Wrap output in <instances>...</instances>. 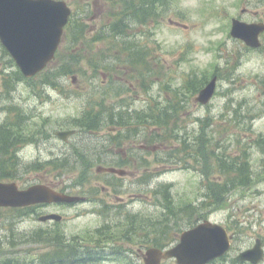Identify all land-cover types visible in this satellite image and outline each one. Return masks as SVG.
Masks as SVG:
<instances>
[{"label": "rangeland", "instance_id": "obj_1", "mask_svg": "<svg viewBox=\"0 0 264 264\" xmlns=\"http://www.w3.org/2000/svg\"><path fill=\"white\" fill-rule=\"evenodd\" d=\"M67 2L90 26L95 22L88 17L93 12L97 23L109 19L108 0H94L93 9L92 0ZM126 3L128 12L132 2ZM156 10L157 18L146 23L133 21L128 31L132 36L120 41L134 42L133 46L137 41L141 46L145 55L142 73L133 69L131 56H126L127 72L121 71L128 79L115 76L121 67L104 73V68L95 71L87 59L99 49L110 56L111 42L74 46L67 42L69 50L65 42L61 59L72 50L82 58L81 71L59 79L65 90H53L42 83L41 76L34 80L37 86L19 81L16 92L0 99V126L9 124L21 140L19 159L13 165L17 176L14 181L21 188L43 183L97 199L65 208L67 218L57 224L26 221L0 210V258L51 250L49 247L42 251L43 243H25L27 236L34 234L37 239L47 238L40 230L50 225L55 229L52 236L64 234L65 244L68 241L78 247L118 240L127 242L129 250H136L146 238L151 244L155 237L161 238L157 233L161 227L178 239L179 231L188 228L185 224L190 218L171 219L174 226H169L170 221L163 216L169 212L164 207L166 199L156 193L167 185H171L174 202L170 211L198 216L203 212L209 220L238 229L242 245L255 244V234L264 236V141L259 140L264 136V37L262 49L254 50L230 35L233 18L264 21V0H166ZM1 46L0 93L2 79L7 74L11 78L15 69L11 56ZM105 63L106 59L97 68ZM215 74V97L208 105L196 104V87L207 84ZM112 79L113 83H107ZM94 86L108 91L104 95L107 103L116 113L121 111L124 118H117L115 123L125 150L130 142L124 151V162L133 171L123 181L100 177L95 171L93 162L97 164L99 159L93 160L94 146L105 142L99 140L104 136L90 137L83 132L65 143L55 135L59 130L81 128L78 118L86 109H92V93L98 96L94 91L88 92ZM17 109L22 113L12 112ZM234 111L239 114L237 121ZM17 123L18 127L13 126ZM203 134L209 142L202 139ZM221 146L229 155L233 153L234 162L247 161L251 168L250 181L236 187L230 185L227 192L213 189V185L222 183L215 179L219 169L214 171L212 167L214 154L218 153L216 150L222 152ZM192 150H201L203 158ZM85 153L89 159L84 158ZM111 157L112 154L109 161ZM142 170L148 179H142ZM231 172L239 173L237 167H232ZM106 186L109 190L103 189ZM119 193L123 197H118ZM137 193L143 198L136 197ZM102 198L110 205L101 202ZM9 236L18 245L11 246ZM108 236L112 238L107 240ZM125 261L140 264L127 256Z\"/></svg>", "mask_w": 264, "mask_h": 264}, {"label": "water", "instance_id": "obj_2", "mask_svg": "<svg viewBox=\"0 0 264 264\" xmlns=\"http://www.w3.org/2000/svg\"><path fill=\"white\" fill-rule=\"evenodd\" d=\"M70 15L71 9L62 0H0V40L26 77L34 76L52 61ZM263 32L262 22L233 20L232 36L242 39L248 46L259 47ZM216 81L214 77L200 91L196 101L208 103L214 95ZM71 133L74 132H58L57 135L66 140ZM108 170L118 172L113 168ZM82 200L81 196L61 193L43 184L20 189L15 182H0V207H24L41 202L76 203ZM49 218L60 220L58 215L43 217L42 220ZM228 240L222 226L206 221L185 231L181 243L165 253L157 248L147 249L146 264H158V259L174 257L180 264L204 263L223 253L228 247ZM258 246L254 251L256 261L261 255ZM243 258L249 256L244 255Z\"/></svg>", "mask_w": 264, "mask_h": 264}, {"label": "trees", "instance_id": "obj_3", "mask_svg": "<svg viewBox=\"0 0 264 264\" xmlns=\"http://www.w3.org/2000/svg\"><path fill=\"white\" fill-rule=\"evenodd\" d=\"M160 4L164 5L166 3V0H133L132 2V6L129 8V11L127 12V8L124 7V5L122 6V8L120 7L119 10H121V15L119 16V18L114 19L111 24L109 25H105L104 29L105 32H112L115 34H129V30H131V25L136 21V22H146L147 19L149 18L148 15H153L156 16L157 11H156V7ZM125 8V9H124ZM152 11V12H150ZM132 20V21H127V20ZM134 21V22H133ZM86 27V24L80 23L76 20H74L71 25L68 26V28L70 29H77L79 30H83ZM126 29V31H125ZM125 38L121 39L120 41L124 40ZM86 44L91 45L89 42H97V41H90V40H84ZM120 41H111V49H116L118 51V53H116L114 56L116 58L115 64H121L120 66H125V61H126V56H131V61H132V66H134L135 68H133L136 72H141V59L142 55H143V50L141 48V46L138 44V42L136 41V46L134 42H124V44L120 43ZM78 42V40L76 41V43ZM75 43V44H76ZM105 58H107V56L105 55H101L98 59L94 60L92 57L89 59V64L92 65V68H95V71H97V67L102 65V62L105 60ZM13 62V61H12ZM82 62V59L80 56H78L77 54L75 55H71L69 60H64L63 63L58 64L56 67V69H54L53 71H49V75H45L44 79L46 82L48 83H53V80L51 78H53L52 76L55 74L58 75H68L70 73H74L76 71V68H78V65ZM114 63H112L111 61H106L105 64H103L102 68H104L105 70H107L108 66H111L113 68H116L117 66ZM141 65V66H140ZM12 66H14V64H12ZM140 67V68H139ZM13 75L11 76V78H9L8 74L5 75L2 79V84L1 86L2 88V92L0 93V99H6L10 97V94L13 93V91L16 89L17 84L19 83V81L24 80L23 75L18 71V70H13ZM121 72V70H120ZM52 73V75H51ZM55 73V74H53ZM139 79V77H138ZM44 82V81H43ZM45 83V82H44ZM199 86V85H198ZM199 87H196V90H198ZM11 92V93H10ZM104 92L108 93L107 90H104ZM104 95V93H103ZM102 104V108L98 111H96V109L94 110V108H92V122L94 121H99L102 120L104 118H102L100 115L101 113H107L109 110L106 107V104L103 102ZM113 111V110H110ZM13 113H22V111H20L19 109L15 111H12ZM90 110L86 111V115L84 117V119L89 120V116L90 115ZM115 112V111H113ZM113 114L115 113H111V115L113 116ZM118 114H122V112H119ZM14 115V114H13ZM87 116V117H86ZM121 117V118H120ZM113 119L115 117H112ZM117 118H120L121 120H123L124 118L122 116H118ZM239 118V114H237L235 112L234 115V119L237 121V119ZM164 119V118H163ZM120 120V121H121ZM167 123V121L169 122V119H164ZM13 126L18 127L19 123L14 124ZM93 127V126H92ZM164 127V126H161ZM13 127L9 126V124H3L0 126V154L2 155V158L0 159V181H12L14 180L17 176L14 175L13 170L15 169L16 166H13L16 164L15 159L17 158V153H18V149H19V143L21 142L20 140V136L17 135L16 132H13ZM166 136V134H165ZM160 137L162 139L163 135H160ZM198 138V137H197ZM202 139L206 140L209 142V139L203 134L202 135ZM259 140L264 141V136H260ZM210 143H212V140H210ZM208 144V143H207ZM206 144V145H207ZM224 147H219V150H222V152H219L218 150H216V152H218L215 156V163L214 165H212V167L214 168V166L218 169L221 168L222 173L224 174L225 178H224V182L221 184H217L215 185V187L213 186V189L216 191V188H220V191H224L227 192L228 187H230V185H232V187H236L240 184H244L246 182H249L251 179V171H250V165L247 161L241 160L239 163L234 162L233 156L229 155L228 152H226V150L224 149ZM264 150V149H262ZM193 153L200 155L202 158V152L201 150H192ZM233 159V160H232ZM232 167H237V170L239 173H237V175L233 174L231 172ZM241 172V175H239ZM82 175V173H81ZM149 176V175H148ZM212 191V190H211ZM214 192V191H213ZM156 193H161L165 199H166V203L164 204V207L169 210V212H166V214H163V216L165 218H168V222L171 219H180V215L170 211L173 210V199H172V195H171V185H167L165 187H163L159 192L157 191ZM166 227H161L160 231H157V233H159V235H161V238H156L154 239L153 244L158 243L159 241H164L165 239H168L170 234H167L166 232ZM158 239V240H157ZM150 239L145 240V244L146 245H150L151 243L148 242ZM153 240V239H151ZM56 261L57 257L56 256H52L50 261ZM86 261V260H84Z\"/></svg>", "mask_w": 264, "mask_h": 264}, {"label": "flooded vegetation", "instance_id": "obj_4", "mask_svg": "<svg viewBox=\"0 0 264 264\" xmlns=\"http://www.w3.org/2000/svg\"><path fill=\"white\" fill-rule=\"evenodd\" d=\"M91 133H92V131H91ZM91 136H92V134H91ZM110 143L112 146L109 148L110 153H108L106 155V157L109 159L110 154H112V157H111L112 164H114V166L124 167V165H122L123 163L121 161H119V155H118V153L121 150L124 151V146H125L124 139L121 140V139H118L117 137H112V138H110ZM116 163H119V164H116ZM105 188H108V187H105ZM91 200H92V202H95L97 199H95L93 197L92 198L88 197V202H90ZM107 204H109V203L106 202V205ZM106 205H105V207H106ZM64 207H66L65 204L41 203V204L31 205V206L23 208V209H15L14 211L16 213L24 212L25 214L21 218H23L26 221L27 220L36 221V217L38 218L41 215L62 212ZM64 219H65V216H63V220ZM51 222H53V221H48L47 223H51ZM224 226L226 227V230L230 235V239H231L230 249L221 257L211 259L209 262H207L205 264H254L253 262H250L249 260H241L240 259L241 252L243 250H247V249L251 248L252 245H248V243L246 245H241L242 236L239 234L238 229L232 228L228 224H226ZM49 227H53V225H50ZM109 237H111V236H109ZM255 238L261 239V241H262L261 244L264 247V236L263 235L260 236V234H258V235H256ZM127 244H128L127 242L116 240V241H111V242L104 244V245H98L101 247L105 246L103 248V253L105 255L103 258L104 259L103 263L108 262V264H110V263L116 262L117 264H126L125 256L127 254H132V255L135 254L136 258L139 259L140 264H144V258H143L144 244H141L140 246H138L137 251L129 250V246H127ZM175 244H177L176 241H165V242L159 243V246H163V245H166V246L165 247H158V248H160V249L162 248L164 250L166 248L174 246ZM95 246H97V245L92 244V248ZM123 257H124V259H123ZM92 260H93V258H92ZM159 264H178V263H177L176 259H169V260H163ZM258 264H264V259Z\"/></svg>", "mask_w": 264, "mask_h": 264}]
</instances>
